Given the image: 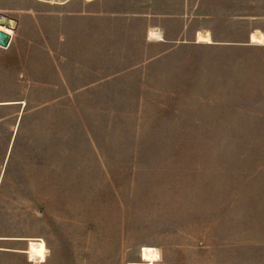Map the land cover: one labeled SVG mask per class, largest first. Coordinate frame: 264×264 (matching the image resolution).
<instances>
[{
    "label": "rangeland",
    "instance_id": "obj_1",
    "mask_svg": "<svg viewBox=\"0 0 264 264\" xmlns=\"http://www.w3.org/2000/svg\"><path fill=\"white\" fill-rule=\"evenodd\" d=\"M0 14V264H264V0Z\"/></svg>",
    "mask_w": 264,
    "mask_h": 264
},
{
    "label": "bare ground",
    "instance_id": "obj_2",
    "mask_svg": "<svg viewBox=\"0 0 264 264\" xmlns=\"http://www.w3.org/2000/svg\"><path fill=\"white\" fill-rule=\"evenodd\" d=\"M92 1V0H87ZM14 22L13 20L5 14H0V30L8 32L11 36L14 34L13 31ZM156 33V32H155ZM197 35V33H196ZM212 35L208 31H199L198 40L205 41L208 43H213ZM253 41H258L264 43V34L262 32H257L252 34ZM141 259L144 264H156L157 263V250L155 247L145 246L141 249ZM166 264V263H165Z\"/></svg>",
    "mask_w": 264,
    "mask_h": 264
},
{
    "label": "water",
    "instance_id": "obj_3",
    "mask_svg": "<svg viewBox=\"0 0 264 264\" xmlns=\"http://www.w3.org/2000/svg\"><path fill=\"white\" fill-rule=\"evenodd\" d=\"M12 20L14 22V26L12 29H14L17 22L14 19H12ZM10 41H11V34H9L8 32H5L3 30H0V46L8 47Z\"/></svg>",
    "mask_w": 264,
    "mask_h": 264
}]
</instances>
